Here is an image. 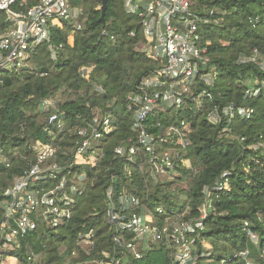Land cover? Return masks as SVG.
I'll list each match as a JSON object with an SVG mask.
<instances>
[{
    "label": "trees",
    "instance_id": "trees-1",
    "mask_svg": "<svg viewBox=\"0 0 264 264\" xmlns=\"http://www.w3.org/2000/svg\"><path fill=\"white\" fill-rule=\"evenodd\" d=\"M38 1L17 0L14 9L26 10ZM74 4L84 10L82 27L64 22L61 27L51 28L52 44L62 45L57 59L52 58L48 43H43L31 56L28 68L20 73L7 72L0 87V146L18 148L21 153L12 166H0V223L3 192L35 159L29 146L50 139L44 128L52 111L42 107L43 99L60 93V108L75 125L82 123L80 116L108 113L119 120V128L104 138L105 155L88 173L72 219L56 229L40 222L36 230L21 238L20 248L14 253L19 263L37 264L29 258L33 254L40 257L42 264H75L97 257L104 249L112 250L114 231L106 216V192L111 184L117 194L129 191L143 198L149 212L156 213L159 203L178 212L187 209L184 218L189 219L200 216L204 187L213 186L224 172H229L230 189L213 196L205 219L206 230L198 237L197 252L205 253L198 264H245L236 254L246 249L251 250L255 264H264L244 231L248 221L254 231L264 236V152L249 147L264 141V92L252 100L244 98L248 82L264 80V71L253 64L238 63L242 54L254 49L264 53V0H192L193 12L212 20L202 29L205 38L212 41L210 66L218 77L209 89L211 100H206L201 110L186 100L181 108H159L149 117V131L156 136L166 135L172 124L186 122L191 141L187 153L197 170L193 176L178 163L177 175L159 182L150 177L149 171L143 175L137 166L132 167L134 178L129 179L124 160L115 148L128 146V139L136 138L132 129L135 108L129 107L127 96L140 93L143 80L161 68L164 61L140 51L144 42L141 21L125 11L124 0L107 1L105 27L101 20L102 0H75ZM11 25L8 16L0 12V35ZM83 69L85 75L81 74ZM231 103H250L256 110L254 116L234 119L231 132L223 131L225 124L207 121L209 110ZM235 136H245L246 141L241 143ZM60 143L72 157L74 149L67 147L71 145L69 139H60ZM91 229L95 232V250L89 257L82 251L73 256L80 236ZM203 242L207 244L204 249ZM128 264L175 263L169 248L155 245L143 258L131 259Z\"/></svg>",
    "mask_w": 264,
    "mask_h": 264
},
{
    "label": "built area",
    "instance_id": "built-area-1",
    "mask_svg": "<svg viewBox=\"0 0 264 264\" xmlns=\"http://www.w3.org/2000/svg\"><path fill=\"white\" fill-rule=\"evenodd\" d=\"M74 2L39 0L26 10H16L17 0H0V12L12 22L9 30L0 35V87L4 85L7 72L20 73L28 68L31 56L43 43H48L52 58L57 59V51L62 45L52 44L51 28L61 27L64 22L74 24L78 29L82 27L80 18L84 10ZM124 8L141 21L144 42L140 51L164 63L143 80L140 93L127 96L129 107L135 108L132 129L136 138H129L128 146H117L115 153L124 160L129 179L134 178L132 167L137 166L143 175L149 171L150 177L159 182L177 175L178 163L194 176L197 170L187 153L191 141L186 122L172 124L166 135L156 136L149 131L147 121L159 108L167 111L181 108L188 100L198 111L205 106L206 100H211L209 89L214 87L218 76L210 66L212 41L205 38L202 28L212 20L194 13L192 0H124ZM131 35L135 36V32ZM238 63L253 64L264 71V53L254 49L250 54H242ZM81 74L85 75L86 70L83 69ZM254 81L257 84L246 88L245 99L258 98L264 92V80ZM97 89L104 91L102 87ZM60 99L58 93L42 100V107L52 111L44 128L50 139L29 146L34 161L28 162L23 173L3 192L0 264H5L6 257L18 251L21 238L36 230L40 222L56 229L72 219L88 173L105 155L104 138L119 128V120L108 113L80 116L81 124L70 123L66 119L67 112L60 108ZM255 111L250 103H231L209 110L206 119L213 125L225 124L223 131L231 132L234 119H250ZM235 138L241 143L246 141L245 136ZM60 139H69L71 145L67 147L74 149L72 157L66 146L62 148ZM249 147L264 152V141ZM20 154L18 148L12 150L0 146V166H12L14 158ZM226 189H230L229 172H224L213 186L204 187L205 201L200 207V216L185 219L187 209L178 212L156 203V213L149 212L143 198L129 191L117 194L111 184L106 192V216L114 231L113 249H104L97 257L75 264H128L131 259L143 258L155 245L169 248L175 264H198L200 255H205L197 252L198 237L206 230L205 219L212 207L213 196ZM244 231L264 259V236L254 231L248 221ZM206 245L203 242V249ZM77 246L73 256L82 251L89 257L96 248L94 230L81 235ZM251 255L250 249L236 254L245 264H255ZM29 258L42 264L40 257L29 254ZM16 264H20L19 260Z\"/></svg>",
    "mask_w": 264,
    "mask_h": 264
},
{
    "label": "rangeland",
    "instance_id": "rangeland-1",
    "mask_svg": "<svg viewBox=\"0 0 264 264\" xmlns=\"http://www.w3.org/2000/svg\"><path fill=\"white\" fill-rule=\"evenodd\" d=\"M248 83V85L251 87L257 84L256 81H249ZM179 203H181V201H179ZM17 261L18 258L15 255H9L5 259V264H16Z\"/></svg>",
    "mask_w": 264,
    "mask_h": 264
},
{
    "label": "water",
    "instance_id": "water-1",
    "mask_svg": "<svg viewBox=\"0 0 264 264\" xmlns=\"http://www.w3.org/2000/svg\"><path fill=\"white\" fill-rule=\"evenodd\" d=\"M107 1L108 0H102V7H101V12H102L101 20L103 21L104 27L106 25L105 14H106V11H107Z\"/></svg>",
    "mask_w": 264,
    "mask_h": 264
}]
</instances>
